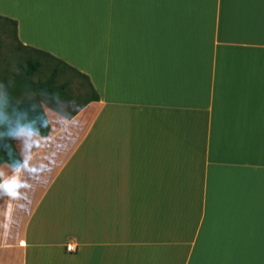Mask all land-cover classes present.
I'll use <instances>...</instances> for the list:
<instances>
[{"label": "crops", "instance_id": "1", "mask_svg": "<svg viewBox=\"0 0 264 264\" xmlns=\"http://www.w3.org/2000/svg\"><path fill=\"white\" fill-rule=\"evenodd\" d=\"M0 17L98 96L13 134L0 264H264V0H0Z\"/></svg>", "mask_w": 264, "mask_h": 264}, {"label": "trees", "instance_id": "2", "mask_svg": "<svg viewBox=\"0 0 264 264\" xmlns=\"http://www.w3.org/2000/svg\"><path fill=\"white\" fill-rule=\"evenodd\" d=\"M0 19L12 25L14 39L16 40V23L6 18L0 17ZM17 44L20 48L26 49L33 54L46 57L50 66L43 81L29 82L24 78L38 74L41 71L42 65L37 57L33 59L27 58L22 73L14 76L11 85L6 86L5 82H3L6 88L0 97V164L5 163L13 169L17 168L21 162L14 148L13 134L18 129L23 128L40 136H45L48 130V124L43 111L35 100L25 98L18 102L15 101V96L19 91L28 88L31 92L41 94L50 100L68 101L70 96L66 93V89L69 86V81L67 79L61 80V78L64 73L70 72L85 82L87 91L79 106L67 117L73 115L86 103L98 100V96L90 86L86 76L45 52L24 47L18 42Z\"/></svg>", "mask_w": 264, "mask_h": 264}, {"label": "rangeland", "instance_id": "3", "mask_svg": "<svg viewBox=\"0 0 264 264\" xmlns=\"http://www.w3.org/2000/svg\"><path fill=\"white\" fill-rule=\"evenodd\" d=\"M35 57L41 62L42 68L38 74L24 78L29 82L43 81L47 75L50 63L46 57L38 56L20 48L14 39L12 25L0 19V97L6 86L11 85L14 76L22 73L25 67V60ZM65 79L69 81V86L66 89V93L70 96L68 101L50 100L41 94L31 92L28 88L19 91L15 96V101L18 102L22 99L30 98L35 100L41 109L43 106H47L61 114L69 115L79 106L87 89L85 82L70 72L64 73L61 80ZM3 82L6 84L5 87Z\"/></svg>", "mask_w": 264, "mask_h": 264}, {"label": "built area", "instance_id": "4", "mask_svg": "<svg viewBox=\"0 0 264 264\" xmlns=\"http://www.w3.org/2000/svg\"><path fill=\"white\" fill-rule=\"evenodd\" d=\"M71 248H68V250H70Z\"/></svg>", "mask_w": 264, "mask_h": 264}]
</instances>
